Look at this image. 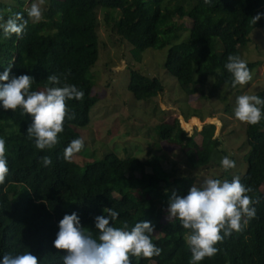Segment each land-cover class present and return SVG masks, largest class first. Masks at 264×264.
Instances as JSON below:
<instances>
[{"label":"trees","instance_id":"16d2710c","mask_svg":"<svg viewBox=\"0 0 264 264\" xmlns=\"http://www.w3.org/2000/svg\"><path fill=\"white\" fill-rule=\"evenodd\" d=\"M163 1L45 0L43 18L38 23L29 19L21 36L5 38L0 30V74L11 65V75L35 78L33 91L51 86L47 77L55 74L62 83L75 85L84 93L82 100L67 101L74 119L65 120L59 143L47 151L36 149L34 141L27 138L30 115L22 114L19 108L4 110L0 104V138L6 141L9 168L0 185V260L4 254L31 251L39 257V264H62L65 253L53 246L60 220L75 212L81 224L96 235L94 218L106 215L104 208H113L119 212L114 226L127 221L130 230L147 220L158 234H153L152 240L162 249L161 255L139 260L130 257L132 264H189L192 254L185 241L188 232L178 220L167 219V210L172 194L186 195L193 177L167 171L158 155L144 160L133 156L121 159L108 152L83 165L63 159L71 140L81 137L78 128L88 124L95 103L87 72L98 57L97 10L104 12L103 20L111 31L131 45L136 60L147 48H162L178 40L179 31L186 29L187 37L169 46L164 67L189 97L203 90L208 76L214 73V91L221 85H231V74L225 68L227 57H241L250 33L264 30V17L256 25L250 23L251 17L264 13V0H211V4L176 0L167 5ZM32 2L35 0H0V16L6 21L19 12L28 19L25 9ZM175 17L188 18L191 26L184 28L174 21ZM258 64L247 61L250 70ZM161 86L156 77L147 81L139 71H129L127 88L136 100L153 99ZM255 95L264 99V89ZM192 121L198 123L197 118ZM157 129L158 138L180 149L190 167L213 163L221 167V142L215 137L213 123L194 129L201 136L200 143L195 141V134H187L178 119L161 122ZM245 133L247 167L238 175L225 171L223 179L231 181L238 176L245 186L254 189L250 195L259 198L254 205L256 218L242 232L225 237L216 245L218 253L199 264H264V118L257 125L245 123ZM43 156L51 157V165L42 166Z\"/></svg>","mask_w":264,"mask_h":264},{"label":"clouds","instance_id":"9594fccd","mask_svg":"<svg viewBox=\"0 0 264 264\" xmlns=\"http://www.w3.org/2000/svg\"><path fill=\"white\" fill-rule=\"evenodd\" d=\"M211 4V0H204ZM45 0H35L23 13H15L4 21L0 16V30L5 38L13 34L21 36L27 28L29 19L38 23L43 18ZM264 17L257 13L250 18L256 25ZM10 65L0 74V104L4 110L21 109L22 114L30 115L31 123L27 127V138L34 141L40 151L54 149L59 143V134L64 131L66 119H74L69 114L67 101L82 100L84 93L75 85L63 82L55 74L47 77L48 86L43 90L33 91L34 77L29 75H11ZM225 68L231 74V86L246 85L252 80L247 62L238 55H229ZM209 79L215 82V77ZM66 80V78H65ZM62 85V86H61ZM235 118L249 125H257L264 118V99L257 95L243 94L237 97L234 109ZM199 119L198 116H193ZM214 124V123H213ZM85 147L83 137L71 140L63 152V159L72 163ZM6 141L0 138V185L4 184L9 172L5 155ZM107 154V153H106ZM50 156L41 157L44 167L51 165ZM220 165L227 171L236 167L235 161L228 156L220 159ZM254 189L245 186L240 178L227 179L206 178L202 184H194L186 195L173 193L168 204L167 219L178 220L187 230L185 241L191 251L189 264H199L205 258H212L219 249L216 245L233 232L239 233L249 221L256 218L254 207L259 198L250 193ZM106 215L94 218L97 234L81 224L80 217L73 212L66 214L59 222V231L53 241L57 250L65 254L62 264H132L130 257L151 259L160 256L162 249L153 243L154 225L147 220L138 222L129 230L127 221L121 226H114L119 212L113 208H104ZM223 233V234H221ZM0 264H39V257L31 251L18 254H4Z\"/></svg>","mask_w":264,"mask_h":264},{"label":"rangeland","instance_id":"374dc122","mask_svg":"<svg viewBox=\"0 0 264 264\" xmlns=\"http://www.w3.org/2000/svg\"><path fill=\"white\" fill-rule=\"evenodd\" d=\"M175 1L164 0L163 4H174ZM103 13L96 11L98 57L87 72L93 83L95 103L90 108L88 124L78 128L85 147L74 161L83 165L103 158L108 152H114L121 159L133 156L144 160L147 156L158 155L164 169L193 177V185L199 186L206 178L223 180L225 170L222 166L213 163L192 168L186 164L180 149L158 138V124L178 119L188 135L195 134L197 143H200L201 136L194 133V129L201 130L203 124L214 123L215 137L221 142L223 154L219 159L228 156L235 161L236 167L227 172L230 175L242 174L247 167L245 156L249 146L245 123L235 118L234 109L238 96L255 95L264 89V30L254 29L249 35L250 40L241 48V58L246 62L259 61L251 70L250 82L235 88L225 84L214 91V82L209 79L210 76L215 77L214 73L208 76L203 90L189 97L164 67L169 46L184 40L186 29L179 31L178 40H172L162 48H147L136 60L131 53V45L111 31L103 20ZM174 21L184 28L191 26L188 18L175 17ZM131 69L142 73L147 81L158 78L162 83L161 91L153 99L136 100L127 88ZM193 114L199 117L198 123L192 121L196 118L190 116ZM146 171L150 172V169ZM154 234L158 236L157 232Z\"/></svg>","mask_w":264,"mask_h":264}]
</instances>
